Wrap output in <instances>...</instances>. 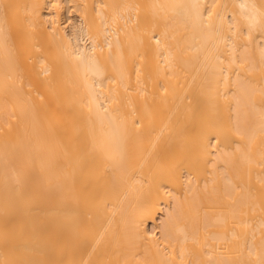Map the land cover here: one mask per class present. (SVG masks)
<instances>
[{
	"label": "bare ground",
	"instance_id": "6f19581e",
	"mask_svg": "<svg viewBox=\"0 0 264 264\" xmlns=\"http://www.w3.org/2000/svg\"><path fill=\"white\" fill-rule=\"evenodd\" d=\"M0 264H264V0H0Z\"/></svg>",
	"mask_w": 264,
	"mask_h": 264
},
{
	"label": "rangeland",
	"instance_id": "374dc122",
	"mask_svg": "<svg viewBox=\"0 0 264 264\" xmlns=\"http://www.w3.org/2000/svg\"><path fill=\"white\" fill-rule=\"evenodd\" d=\"M69 23H75V21L73 20L72 17L69 19ZM75 24H76V23H75Z\"/></svg>",
	"mask_w": 264,
	"mask_h": 264
}]
</instances>
